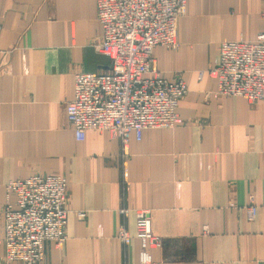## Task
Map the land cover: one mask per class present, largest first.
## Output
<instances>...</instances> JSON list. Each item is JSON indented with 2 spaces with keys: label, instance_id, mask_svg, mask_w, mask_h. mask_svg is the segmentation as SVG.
Segmentation results:
<instances>
[{
  "label": "crops",
  "instance_id": "obj_1",
  "mask_svg": "<svg viewBox=\"0 0 264 264\" xmlns=\"http://www.w3.org/2000/svg\"><path fill=\"white\" fill-rule=\"evenodd\" d=\"M263 29L264 0H189L179 46L153 53L160 73L187 81L181 121L133 134L125 151L109 131L78 140L67 116L75 73L110 68L96 0H0V264L7 185L34 174L68 183L66 239L45 243L46 264H141L122 208L150 211L155 262L264 264V99L218 96L210 73L223 41Z\"/></svg>",
  "mask_w": 264,
  "mask_h": 264
},
{
  "label": "built area",
  "instance_id": "obj_2",
  "mask_svg": "<svg viewBox=\"0 0 264 264\" xmlns=\"http://www.w3.org/2000/svg\"><path fill=\"white\" fill-rule=\"evenodd\" d=\"M189 0H96L102 27L98 50L110 59L106 72L78 71L74 96L67 102V116L78 140L86 132L109 131L127 151L131 136L142 140L149 128H167L181 119L177 108L188 91L183 78L170 80L155 67L154 49H176L178 20ZM211 75L217 79L218 96H240L250 102L264 99V29L256 39L223 41ZM67 180L58 174H34L7 185L4 205L5 259L9 264H46L45 243L61 245L68 220ZM15 195V201L10 199ZM254 201V200H253ZM252 201V202H253ZM252 203L248 213L254 216ZM135 215L136 236L141 243V264H161L151 249L163 239L152 231L150 211L122 208ZM117 236L131 242L127 226Z\"/></svg>",
  "mask_w": 264,
  "mask_h": 264
}]
</instances>
